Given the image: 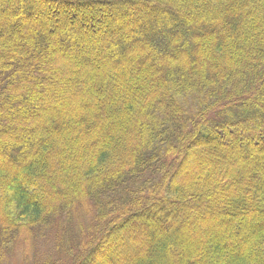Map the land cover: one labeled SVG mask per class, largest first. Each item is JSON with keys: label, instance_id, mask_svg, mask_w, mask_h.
Listing matches in <instances>:
<instances>
[{"label": "trees", "instance_id": "1", "mask_svg": "<svg viewBox=\"0 0 264 264\" xmlns=\"http://www.w3.org/2000/svg\"><path fill=\"white\" fill-rule=\"evenodd\" d=\"M86 213L64 264H264V0H0V264Z\"/></svg>", "mask_w": 264, "mask_h": 264}, {"label": "rangeland", "instance_id": "2", "mask_svg": "<svg viewBox=\"0 0 264 264\" xmlns=\"http://www.w3.org/2000/svg\"><path fill=\"white\" fill-rule=\"evenodd\" d=\"M84 217L85 216L81 214L70 222L60 219L46 230L34 232L30 236L24 235L20 237L19 241L12 248V254L16 257L15 262L20 260L21 264L24 262L26 264H39L40 262L49 260L54 264H64L66 250L61 248L60 245H62V242H65V245L74 246L75 241H72L71 238L65 239V237L68 231H72L75 235L80 233L83 225L89 219L88 214L85 218ZM87 228L85 229V234L89 230V228Z\"/></svg>", "mask_w": 264, "mask_h": 264}]
</instances>
